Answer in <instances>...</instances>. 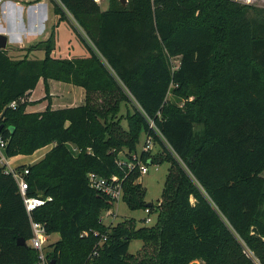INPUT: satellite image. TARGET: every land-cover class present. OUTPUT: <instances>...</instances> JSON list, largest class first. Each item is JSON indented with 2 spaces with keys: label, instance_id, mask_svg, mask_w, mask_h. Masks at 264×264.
<instances>
[{
  "label": "trees",
  "instance_id": "16d2710c",
  "mask_svg": "<svg viewBox=\"0 0 264 264\" xmlns=\"http://www.w3.org/2000/svg\"><path fill=\"white\" fill-rule=\"evenodd\" d=\"M49 2L57 22L73 18L88 54L52 55L55 25L20 55L0 49L4 157L51 145L34 163L12 171L0 165V264L37 261L27 244L30 218L47 236H60L45 249L49 264H264V7L238 0H108L105 9L96 0ZM35 49L43 58L30 56ZM39 79L45 97L48 81L57 80L82 87L84 101L27 111ZM142 132L158 150H142L140 160L169 163L161 197L149 206L138 162L128 168L117 158L136 151ZM24 169L27 195L46 199L30 213L13 176ZM89 172L117 176L127 205L150 207L156 222L102 225L101 210H112L115 200L90 187ZM133 239L142 241L135 254L128 251Z\"/></svg>",
  "mask_w": 264,
  "mask_h": 264
},
{
  "label": "rangeland",
  "instance_id": "374dc122",
  "mask_svg": "<svg viewBox=\"0 0 264 264\" xmlns=\"http://www.w3.org/2000/svg\"><path fill=\"white\" fill-rule=\"evenodd\" d=\"M99 4L102 9H105L108 4V0H99ZM81 31V30H80ZM58 38L56 41V49L55 53L57 55L66 56L68 54H76L80 55L86 51L84 44L81 42L79 37L76 35L74 29L67 22L61 24L58 29ZM8 50V54L10 55L11 51ZM33 58H43L44 54L42 51H32L29 53ZM14 55V54H12ZM11 56V55H10ZM172 63L175 65L178 63V58L172 59ZM49 97H45L44 90V81L43 79H39L35 91L33 92L34 102L30 103L28 106L32 110H44L48 106L61 108L64 106H75L81 104L83 102V88L80 86H76L70 83L57 81V80H49ZM42 95V96H41ZM132 110V106L130 107ZM121 112L125 113V106L122 105ZM123 125L125 126V121L123 120ZM145 140V134L142 132L139 137V141L136 145V151L130 152L126 154L125 151L121 150L117 153V158L120 161H126L128 163L137 159L139 153L143 148ZM73 151V146H70ZM48 150V147H42L34 151L30 155H19L16 159L18 163H34L38 161L44 153ZM158 150V146L154 145L152 148V152H156ZM21 156V157H20ZM11 160L7 162L0 161V165H5L6 168L12 167ZM148 171L146 173L140 174L138 177V182L142 184V186L146 189L145 194V202L156 204L157 201L161 197V192L163 188V184L165 181V177L167 174V170L169 167V163L167 160H163L157 163L153 162L150 164H146ZM261 175L264 176V170L261 172ZM147 213L145 212L144 207L139 208H131L127 205V203L120 198L115 202L112 210H101L99 221L102 225L107 226L110 224H116L124 219L133 218L135 227L138 228L140 226H149L156 222V213L152 212L149 216L151 218L150 222H146ZM60 238L58 233H52L47 236V241L45 242V249L49 250V244L55 242ZM29 239L27 240V243ZM142 246V241L139 239H133L130 241L128 246V251L130 253L135 254Z\"/></svg>",
  "mask_w": 264,
  "mask_h": 264
},
{
  "label": "crops",
  "instance_id": "0c3cea01",
  "mask_svg": "<svg viewBox=\"0 0 264 264\" xmlns=\"http://www.w3.org/2000/svg\"><path fill=\"white\" fill-rule=\"evenodd\" d=\"M242 3L253 4L259 7H264V0H238ZM68 20H62L57 22V17L53 12L52 4L49 0H0V33H3L7 36L6 47L11 51V56H17L24 53V48H27L39 41H43L48 38L53 25H55V47L52 51V55L57 57H72L78 56L76 54H68L66 56L57 55L55 53L56 41L58 38V29L64 22H67L77 26L73 18L67 14ZM78 28V27H77ZM79 29V28H78ZM86 48V47H85ZM33 51H42L43 49H35ZM14 54V55H12ZM88 51L80 55H87ZM51 81V80H50ZM49 82V81H48ZM50 85V83H49ZM32 90L28 99L33 101V92ZM84 91V90H83ZM83 93V101H84ZM42 96V95H41ZM67 107V106H64ZM52 108H61L52 107ZM27 111H41V110H32L27 106ZM51 145H48V149ZM46 147V146H45ZM45 154V153H44ZM42 155V157L44 156ZM19 155L6 159V162L11 160L12 167L20 164L28 163H18L17 158ZM21 157V156H20ZM41 157V158H42ZM40 158V159H41ZM1 161V160H0ZM3 162V161H2ZM5 162V161H4Z\"/></svg>",
  "mask_w": 264,
  "mask_h": 264
},
{
  "label": "built area",
  "instance_id": "2783aa9c",
  "mask_svg": "<svg viewBox=\"0 0 264 264\" xmlns=\"http://www.w3.org/2000/svg\"><path fill=\"white\" fill-rule=\"evenodd\" d=\"M99 2V0H96ZM132 99V98H131ZM133 103H135L132 100ZM16 101L10 102V107H15ZM1 117V114H0ZM149 126L157 133V129L154 126L153 121L148 120ZM161 140L165 142V140L159 136ZM6 141L0 137V154H1V161L6 162V158L4 157L3 150L5 148ZM167 147L168 144H166ZM154 146V139L152 136H145L144 144L142 150L148 151L151 150ZM141 150V151H142ZM141 153V152H140ZM140 153L136 160L128 163L126 161H119L118 162L122 166H126L128 168H133L135 166V162H138V170L140 174L146 173L148 171L146 164L147 162H143L140 160ZM9 171H12L13 168L9 167L6 168ZM28 173V169H24L22 172L15 171L13 172V176L17 181L19 193L22 196L25 209L28 213L31 212V210L35 209L38 205L42 204L46 201L42 196L36 197V196H29L27 195V189H28V183L26 179L24 178V175ZM88 182L90 187L95 191H100L107 195L108 197L112 198L113 200L118 201L123 196V187L121 185V181L117 176H111L109 178L103 177L95 172H89L87 175ZM115 204V203H114ZM145 212L147 213L146 222H150V214L152 213V209L150 207L145 208ZM30 226L32 231V236L29 238V242L27 243L31 248L35 249L37 251V261L34 264H49V260L46 255L45 250V242L47 241V234L45 231V227L43 223L37 222L30 218Z\"/></svg>",
  "mask_w": 264,
  "mask_h": 264
},
{
  "label": "water",
  "instance_id": "95a60500",
  "mask_svg": "<svg viewBox=\"0 0 264 264\" xmlns=\"http://www.w3.org/2000/svg\"><path fill=\"white\" fill-rule=\"evenodd\" d=\"M123 2H125V0H123ZM6 43H7V36H5L3 33H0V49H3L6 47ZM2 128V124H0V129ZM148 164L151 163L150 160L147 161ZM149 203H146V206H149ZM17 243L20 245H26V241L24 238L20 237L17 239ZM191 264H197L196 262H193Z\"/></svg>",
  "mask_w": 264,
  "mask_h": 264
}]
</instances>
